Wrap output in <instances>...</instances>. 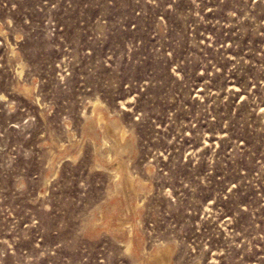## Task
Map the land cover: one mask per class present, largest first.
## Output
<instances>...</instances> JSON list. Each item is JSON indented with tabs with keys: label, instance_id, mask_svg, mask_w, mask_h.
<instances>
[{
	"label": "rangeland",
	"instance_id": "rangeland-1",
	"mask_svg": "<svg viewBox=\"0 0 264 264\" xmlns=\"http://www.w3.org/2000/svg\"><path fill=\"white\" fill-rule=\"evenodd\" d=\"M162 249L264 264V0H0V264Z\"/></svg>",
	"mask_w": 264,
	"mask_h": 264
},
{
	"label": "bare ground",
	"instance_id": "bare-ground-1",
	"mask_svg": "<svg viewBox=\"0 0 264 264\" xmlns=\"http://www.w3.org/2000/svg\"><path fill=\"white\" fill-rule=\"evenodd\" d=\"M95 107V106H94ZM99 116V115H98ZM99 118V117H98ZM101 121V120H100ZM105 125H107V124H105ZM104 125V126H105ZM108 126V125H107ZM107 128V127H106ZM108 130H109V128H108ZM107 131V130H106ZM121 131H123V130H121ZM120 131V132H121ZM110 132V131H109ZM122 133V132H121ZM109 134V133H108ZM111 134V133H110ZM118 134V133H117ZM123 134H124V132H123ZM119 135V134H118ZM120 136V135H119ZM122 136H124V135H122L121 134V137ZM123 138V137H122ZM124 139V138H123ZM122 141V140H121ZM120 141V142H121ZM119 143V142H118ZM128 143V142H127ZM120 145V144H119ZM121 145H123V144H121ZM124 177V176H123ZM130 179V178H129ZM123 183V182H122ZM128 184H130V183H128ZM131 187V186H130ZM137 187V186H136ZM128 188H129V185H128ZM131 189V188H130ZM167 249V248H166ZM166 249H162V250H158V252L156 253V255L154 256V259H155V261H156V263L157 264H169V260H168V253L170 252V250H169V252L166 250ZM152 256V255H151ZM153 259V258H152Z\"/></svg>",
	"mask_w": 264,
	"mask_h": 264
}]
</instances>
